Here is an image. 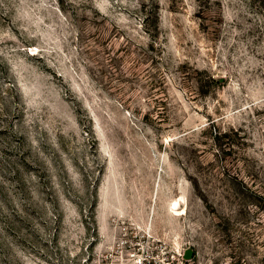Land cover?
<instances>
[{
    "label": "rangeland",
    "instance_id": "374dc122",
    "mask_svg": "<svg viewBox=\"0 0 264 264\" xmlns=\"http://www.w3.org/2000/svg\"><path fill=\"white\" fill-rule=\"evenodd\" d=\"M0 264H264V0H0Z\"/></svg>",
    "mask_w": 264,
    "mask_h": 264
},
{
    "label": "water",
    "instance_id": "95a60500",
    "mask_svg": "<svg viewBox=\"0 0 264 264\" xmlns=\"http://www.w3.org/2000/svg\"><path fill=\"white\" fill-rule=\"evenodd\" d=\"M192 255H193V253H192L191 251H188L187 254H186V257H187V258H191Z\"/></svg>",
    "mask_w": 264,
    "mask_h": 264
}]
</instances>
